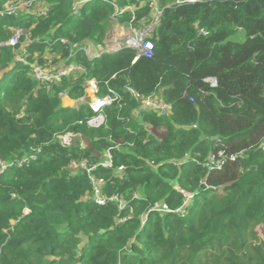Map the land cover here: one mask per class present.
Masks as SVG:
<instances>
[{"label": "trees", "instance_id": "1", "mask_svg": "<svg viewBox=\"0 0 264 264\" xmlns=\"http://www.w3.org/2000/svg\"><path fill=\"white\" fill-rule=\"evenodd\" d=\"M6 1L0 42L26 31L0 46V264H264V241L251 242L264 223V0H156L153 56L135 61L128 47L70 51L101 43L113 23L149 21L152 0H40L44 15L7 14ZM71 63L86 73L32 77L34 65ZM90 77L99 95L106 82L121 95L100 128L87 126L88 106L59 96L78 98ZM153 95L170 111L140 109ZM65 132L87 135L93 151L61 144Z\"/></svg>", "mask_w": 264, "mask_h": 264}, {"label": "built area", "instance_id": "2", "mask_svg": "<svg viewBox=\"0 0 264 264\" xmlns=\"http://www.w3.org/2000/svg\"><path fill=\"white\" fill-rule=\"evenodd\" d=\"M20 0L8 1L14 2L17 4ZM23 6L26 8H30L33 5H37V9L40 15L46 14V8L43 6L40 0H23ZM82 0L76 1L74 3V8H78ZM173 4H181V3H193L197 0H171ZM7 2V3H8ZM4 3L3 11L7 14H15L17 12L18 7L16 5H8ZM152 13L150 15V20L146 21L144 19L137 20L133 16L130 22L126 26V32L124 29H120L119 31L113 32L111 36H107V40L104 39L101 43L95 42H86L82 45L74 44L71 48L70 56H73L75 52L82 51L84 55L88 59H95L100 57L105 53L115 52L120 50L123 47H128L134 49L136 51V55L133 61H135L139 56L143 57H152L153 56V40L150 38L151 33L154 28L157 26L160 16L162 15V9L159 8L157 1H151ZM131 8V7H126ZM25 12L34 13L33 10L27 9ZM21 30L18 29L13 33V35L4 42L7 45L15 47L19 44V38L21 36ZM199 33L205 34L204 29L199 28ZM62 42L65 40L60 39ZM4 43L0 42V46ZM17 60L26 63L24 56L17 55ZM75 73H86L85 68L79 64H69V65H61L55 71H50L47 68L42 67L41 65H34L32 70V77L38 83L43 84H52L54 82H58L63 76H68ZM114 77V76H111ZM211 87H215L217 85V81L215 78L207 77L204 79ZM84 94L74 99L73 107L76 109L80 105L84 104L89 107V109L93 112V115L86 119V124L88 127H99L105 123V108L107 106L112 105L113 103L119 102L121 100V95L119 92L110 86H108L106 82V93L99 95V88L97 81L90 77L85 78L83 80ZM89 93L91 95L89 100H85V93ZM65 93L61 92L59 96L64 95ZM190 101H193L192 98H189ZM140 109L142 110H152L154 112L163 113L169 112L170 106L168 103L163 101L157 95L142 97ZM56 137L60 140L63 145H70L72 141L77 138H82L81 135L79 137L76 133H60L57 134ZM83 139V138H82ZM80 146H83L80 144ZM105 158L106 161L101 162L103 165H109L111 153L109 150H105ZM27 158V157H26ZM24 158L19 160L16 165H20L22 162H25L27 159ZM209 159L214 158L213 155L208 156ZM231 159H234V156H231ZM75 165V163H73ZM82 166H85L84 163H81ZM207 165V164H206ZM5 166L2 165V169ZM90 169H88L89 171ZM93 195L98 203H104L105 199L100 195L99 184L97 181L93 180ZM112 199V198H111ZM113 199L119 200V203L122 204L123 201L118 198V196H114Z\"/></svg>", "mask_w": 264, "mask_h": 264}, {"label": "rangeland", "instance_id": "3", "mask_svg": "<svg viewBox=\"0 0 264 264\" xmlns=\"http://www.w3.org/2000/svg\"><path fill=\"white\" fill-rule=\"evenodd\" d=\"M8 1H6L5 3H7ZM23 0H20L17 4H15L14 2H8L7 4L8 5H16L17 7H18V9H17V12L15 13V15L17 14H23L26 10H27V8L25 7V6H23ZM33 7H35V8H37V5H33V6H31L29 9H32ZM14 15V14H13ZM120 28H123L124 29V31L126 32V26H123V25H119V24H116V23H113L112 24V26L109 28V32H108V34H107V36L109 37V36H111V34L114 32V31H116V29H120ZM18 29H20V28H18ZM17 29V30H18ZM13 31H15L14 29H12ZM21 31V33H24L26 30H24V29H20ZM15 33V32H14ZM21 36H22V34H21ZM20 36V37H21ZM233 39H234V37H233ZM106 40H107V38H106ZM235 40H238L239 42H241V41H243L244 40V33H242V32H240V33H238L237 34V36L235 37ZM19 41H20V38H19ZM90 97H91V95L89 94V93H85V100H89L90 99ZM73 103V100L72 99H70L69 101H67V104H72ZM87 108H89V107H87ZM24 115V110H23V107L21 108V110H20V113H19V115L18 116H23ZM105 125V123L104 124H102L101 126H99V127H92V128H100V127H103ZM145 126V125H144ZM146 129H147V132L149 133V134H152V135H154V132H153V130H152V128H151V126L149 125V124H147L146 126ZM65 133H68V132H65ZM76 140H78L79 141V144H82L83 146H87V143H86V141L84 140V139H78L77 137H75V139L73 140V141H76ZM72 141V142H73ZM101 156V158H103L101 161H99V162H104V161H106V159L107 158H105V152L102 154V155H100ZM72 167H75V165H72ZM189 197H191L192 196V194H189V193H186ZM158 207H160V204L158 205ZM160 209H162V208H160ZM254 229H253V232H252V239H251V242L252 243H259V242H261V241H264V223L263 224H261V225H257L256 227L254 226L253 227Z\"/></svg>", "mask_w": 264, "mask_h": 264}, {"label": "crops", "instance_id": "4", "mask_svg": "<svg viewBox=\"0 0 264 264\" xmlns=\"http://www.w3.org/2000/svg\"><path fill=\"white\" fill-rule=\"evenodd\" d=\"M130 9H132V8H130ZM25 13V12H24ZM116 24H118V23H116ZM120 25V24H119ZM124 26V25H123ZM127 26V25H126ZM120 29H123V28H120ZM120 29H116V31H119ZM116 31H114V32H116ZM109 32V31H108ZM108 34V33H107ZM106 37H107V35H106ZM106 37H105V39H106ZM70 100V98L66 95V94H64V95H62L61 96V103H62V106L63 107H66V106H68V104H67V101H69ZM73 100V103L72 104H70V107H73V105H74V99H72Z\"/></svg>", "mask_w": 264, "mask_h": 264}, {"label": "water", "instance_id": "5", "mask_svg": "<svg viewBox=\"0 0 264 264\" xmlns=\"http://www.w3.org/2000/svg\"><path fill=\"white\" fill-rule=\"evenodd\" d=\"M68 106H70V104H68ZM81 137L86 141L88 150L93 151V144L92 141L88 138V136L83 134L81 135ZM97 155H99V153H97Z\"/></svg>", "mask_w": 264, "mask_h": 264}, {"label": "bare ground", "instance_id": "6", "mask_svg": "<svg viewBox=\"0 0 264 264\" xmlns=\"http://www.w3.org/2000/svg\"><path fill=\"white\" fill-rule=\"evenodd\" d=\"M27 9H29V8H27ZM29 10H33V9H29ZM35 11V13H37V14H39V11L38 10H34ZM40 15V14H39ZM116 52V51H115ZM110 53H113V52H110ZM72 65H75V63H71Z\"/></svg>", "mask_w": 264, "mask_h": 264}]
</instances>
